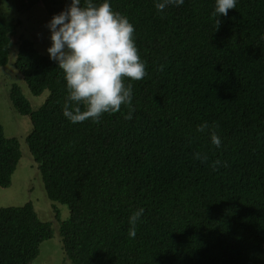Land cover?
<instances>
[{
	"label": "trees",
	"instance_id": "obj_1",
	"mask_svg": "<svg viewBox=\"0 0 264 264\" xmlns=\"http://www.w3.org/2000/svg\"><path fill=\"white\" fill-rule=\"evenodd\" d=\"M108 2L133 24L145 64L142 80H124L133 85L131 120L122 105L98 123H71L58 62L24 37L13 60L33 93L48 89L36 107L16 82L9 98L30 118L25 142L48 197L69 209L58 228L65 255L72 264H264V0H236L219 25L216 0L163 12L156 0ZM16 23L0 10V64ZM205 122L210 129L198 132ZM20 155L0 121V186ZM139 208L132 239L128 220ZM52 235L32 201L0 206V264H28Z\"/></svg>",
	"mask_w": 264,
	"mask_h": 264
},
{
	"label": "clouds",
	"instance_id": "obj_2",
	"mask_svg": "<svg viewBox=\"0 0 264 264\" xmlns=\"http://www.w3.org/2000/svg\"><path fill=\"white\" fill-rule=\"evenodd\" d=\"M184 0H156L155 8L163 12L169 6H182ZM236 8V0H216L213 13L217 17L227 16L228 10ZM47 27L51 30L52 46L48 49L53 61L65 74L68 95L63 105V115L73 124L91 119L98 123L103 113H115L122 105L129 108L126 120L133 118V85L125 87L124 80H142L145 64L141 62L133 39L135 31L129 19L114 12L108 0L95 6L87 0L85 7L81 0H73L63 12L55 15ZM163 70V66H161ZM81 104L85 110H81ZM215 126H213L214 128ZM207 122L198 125V132L209 130ZM211 143L220 148L222 141L215 130H210ZM193 158L207 162L206 154L193 153ZM218 171L221 161L212 165ZM223 166H227L224 162ZM139 208L129 217V238L137 235V222L144 214Z\"/></svg>",
	"mask_w": 264,
	"mask_h": 264
},
{
	"label": "rangeland",
	"instance_id": "obj_3",
	"mask_svg": "<svg viewBox=\"0 0 264 264\" xmlns=\"http://www.w3.org/2000/svg\"><path fill=\"white\" fill-rule=\"evenodd\" d=\"M72 2L73 0H0V10L12 21H17L15 31L10 36L13 45L8 60L5 64H0V121L6 135L18 137L21 149L10 184L0 186V206L19 205L30 200L38 216L49 220L53 228V235L41 241L39 253L28 264H72L65 255L58 233L61 220L68 216L69 209L66 204L48 197L37 162L25 142V136L31 129L30 118L17 111L9 98L11 85L16 82L32 107H36L46 97L48 89L38 94L33 93L15 68L13 60L18 42L23 37L32 40L40 52L50 56L48 49L53 42L47 25Z\"/></svg>",
	"mask_w": 264,
	"mask_h": 264
}]
</instances>
